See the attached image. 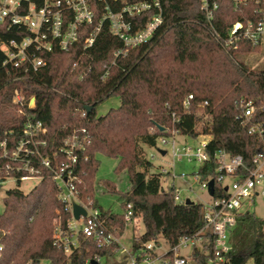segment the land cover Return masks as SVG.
Returning <instances> with one entry per match:
<instances>
[{"label": "trees", "instance_id": "obj_1", "mask_svg": "<svg viewBox=\"0 0 264 264\" xmlns=\"http://www.w3.org/2000/svg\"><path fill=\"white\" fill-rule=\"evenodd\" d=\"M216 1L220 8L210 24L201 0H165L164 22L154 39L119 59L104 80V65L122 46L107 26L90 48L84 49L81 38L69 51L56 48L42 53L48 64L37 71L3 66L5 54L0 47V140L12 143L22 135L27 115L13 101L17 90L26 102L35 95V107H26V112L43 121L48 138L56 144L85 129L89 141L80 153L77 170L81 197L95 199L97 155L118 159L116 172L126 171L132 183L131 190L123 194V207L132 203V218H142L145 225L144 233L133 239L134 250L159 237L174 245L203 226L202 204L177 203L175 188L163 185L165 174L153 171L146 148L155 147L159 137L171 136L173 129L192 137L210 134L212 154L225 148L233 155L242 154L248 162L264 149L262 140L249 135L240 118L242 99H255L264 106V70L251 69L238 59L240 53L258 51L260 43L243 38L226 43L235 23L264 19V0H245L238 5L235 0ZM26 34L0 24V43ZM190 94L194 99L189 112L183 103ZM112 97H118L120 105L99 116L98 106ZM88 105L93 109L84 115ZM258 119L264 121V111ZM198 176L201 181L215 178V162L200 167ZM104 185L110 192H118L113 183ZM57 193L49 177L28 192L19 187L7 191L0 210V264L44 260L84 264L95 253L109 259L115 256L116 243L97 248L89 240L71 257L53 244L55 218L59 213L68 215ZM102 215L121 237L128 224L124 214L102 209ZM231 242V264L250 260L264 264V217L253 212L241 215ZM192 256L198 264L206 262L198 251Z\"/></svg>", "mask_w": 264, "mask_h": 264}, {"label": "built area", "instance_id": "obj_2", "mask_svg": "<svg viewBox=\"0 0 264 264\" xmlns=\"http://www.w3.org/2000/svg\"><path fill=\"white\" fill-rule=\"evenodd\" d=\"M245 0H235L238 5ZM165 0H0V24L8 30L16 28L27 34L21 39H10L0 43L5 57L2 65L11 64L23 67L25 71L38 69L48 64L42 53L56 48L69 51L83 38L84 49L92 47L102 29L107 26L111 34L118 38L122 46L113 52V59L105 64L102 79H106L111 67L121 58L129 55L132 49L149 43L164 22ZM201 8L206 20L213 24L220 5L216 0H201ZM219 36V34H217ZM264 36V19L246 24L237 22L229 33L227 44L243 38L252 44L261 43ZM194 95L184 100L187 111L192 110ZM14 103L21 114L27 115L22 135L10 143L0 140V185L11 182L19 187L25 181L38 183L49 177L57 187V197L68 215L59 213L54 220L53 244L71 257L86 241H93L97 248L117 244L115 256L95 253L86 258L84 264H198L193 253L198 251L206 258L204 264H231L233 249L231 235L238 224L239 217L252 213L251 207L259 196H264V149L257 152L250 162L242 154H231L227 149H217L213 154L208 145L210 134H201L203 140L197 146L178 143L170 137L179 135L173 129L171 136H161L153 149L171 145L172 154L182 161L196 162L200 167L214 161L216 177L201 181L198 171L196 179L208 199L202 204L203 226L195 234L182 237L171 245L164 237L141 244L136 250L122 247L120 236L111 229L102 215V209L95 199L81 197L78 186V164L80 153L89 141L85 129L74 132L60 144L48 138V128L42 120L30 116L27 108L36 105L32 95L28 102L20 90L15 92ZM204 104H208L206 101ZM242 124L247 126L248 134L258 137L264 144V121L258 119L264 106L255 99L240 101ZM84 115L86 110H84ZM200 136V135H199ZM208 137V139H206ZM164 150H161V152ZM167 151H165L166 155ZM150 158H155L152 153ZM199 170V169H198ZM162 173L173 176L167 169ZM185 179L188 174L181 173ZM214 180V193L209 183ZM177 203L186 204L185 198L174 184ZM74 204L82 206L86 215L76 218ZM133 204L126 203L124 218L127 223L133 220ZM3 246L0 244V257ZM184 250H188L184 253ZM47 264H50L49 261ZM43 262V261H42ZM40 262L39 264H42ZM27 264H32L29 262ZM249 264V262L247 263Z\"/></svg>", "mask_w": 264, "mask_h": 264}, {"label": "rangeland", "instance_id": "obj_3", "mask_svg": "<svg viewBox=\"0 0 264 264\" xmlns=\"http://www.w3.org/2000/svg\"><path fill=\"white\" fill-rule=\"evenodd\" d=\"M238 59L249 66L251 69L264 70V36L260 43V49L255 52L240 53ZM120 105V99L118 97H112L97 108L98 115L106 114L111 108H117ZM173 135V133H172ZM208 139V137L206 138ZM177 141L178 143H188L190 145L197 146L199 141L203 140V136L198 137L176 135L174 138L170 137V141ZM161 150L167 151L166 155H163ZM154 153L155 158H150V155ZM146 154L149 160L153 163V171L162 172L163 169L171 171L176 174L175 178L170 175H163V185L170 186L175 185L180 190V195L185 199H191L195 203H202L208 199L206 192L201 190L200 182L196 179L195 172L198 171L200 165L196 162H188L187 159L182 161L177 160L172 154L171 145L162 146L157 149L146 148ZM100 166L96 174V193L95 199L98 202V206L104 211H112L116 214H124L125 208L123 194L130 191L132 183L129 174L126 171L121 173L116 172L119 160L103 153L97 155ZM181 173H187L188 176L183 179ZM113 183L118 192H110L105 182ZM38 183L37 180L25 181L20 185V189L24 192L30 191ZM15 184L7 182L2 184L0 188V210H3V201L7 194V191L14 188ZM251 211L258 217H264V196H259L255 199ZM145 230V225L142 218H134L126 226L123 235L120 237V244L122 247L132 248L133 239L135 236L142 235ZM187 253L188 250H184ZM42 264H47L43 261ZM249 264H253L250 260Z\"/></svg>", "mask_w": 264, "mask_h": 264}, {"label": "water", "instance_id": "obj_4", "mask_svg": "<svg viewBox=\"0 0 264 264\" xmlns=\"http://www.w3.org/2000/svg\"><path fill=\"white\" fill-rule=\"evenodd\" d=\"M85 109H86L87 113H90V111L93 109V106L92 105H88V106H86ZM160 129L162 131L165 130V128L162 127V126H160ZM162 153L165 154V151H162ZM209 186H210V192H211V194H213L214 193V180L210 181ZM0 188H1V185H0ZM193 203H195V202L192 201L191 199H187L186 200V204L187 205L193 204ZM74 212H75L76 218H79L81 214L86 215L85 209L82 206L78 205V204H74Z\"/></svg>", "mask_w": 264, "mask_h": 264}]
</instances>
